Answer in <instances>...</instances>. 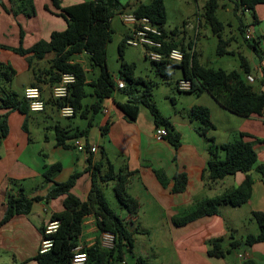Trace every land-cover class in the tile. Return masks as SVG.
<instances>
[{"label":"crops","instance_id":"1","mask_svg":"<svg viewBox=\"0 0 264 264\" xmlns=\"http://www.w3.org/2000/svg\"><path fill=\"white\" fill-rule=\"evenodd\" d=\"M33 1L36 14L28 17L7 11L3 5L9 7V0H0V61L10 64L15 75L29 72L21 93L27 86H32L33 68H40L39 63L45 59L34 60L37 65L30 67L27 57L1 45L13 48L22 45L28 48L41 39L49 40L53 31L64 30L67 26L66 20L51 0ZM83 1L85 0H60L61 6ZM227 10L232 9L227 7ZM254 13L257 15V22L264 20V3L257 4ZM126 34L129 36V33ZM258 41L259 53L253 50L257 58L252 56V62L248 60L251 67L249 74L255 77L252 82L254 88L264 91V83L261 82L264 44L260 39ZM233 43L236 48L232 46ZM229 48L237 53H244V48L238 42L233 41ZM50 54L52 56L49 53L46 59ZM233 69L238 68L227 71ZM49 94L50 86L45 85L43 97L47 98ZM171 99L173 103L176 101L175 96ZM127 104L128 97L119 90L103 101L101 116H95L87 140L81 138L87 141L88 149L90 146L97 147L94 152L78 151L69 143H57L54 125L58 121L52 116L49 107L43 111H31L28 115L18 110H9L6 113L9 132L0 146V221L6 209L5 198L8 191L18 194V190L22 188L28 197L47 196L53 182L44 180V164L60 163L61 168L54 176L57 182L66 181L72 174L80 173L71 191L81 200H86L92 183L90 167L99 161L101 150L104 149L115 171L121 169L127 174L128 192L138 202L137 213L131 215L128 212L123 217L130 223L140 222L139 227H146L150 233L168 231L176 260L173 262L172 257V263L165 264H243L246 260L264 264V242L245 244L248 234H257L259 231L253 212L264 213V177L254 169L250 172L253 185L248 201L239 205L221 206L217 213L203 215L185 225L177 226L173 223V217L194 202L238 186L246 177L245 173L237 172L214 183L203 178L210 157L208 143L196 130L198 122L190 118L189 109L195 104L210 109L215 127L207 132V136L214 137L217 144L226 143L240 131L254 135L258 154L256 165H264V112L262 115H238L225 108L212 94L203 91L182 110L172 106V110L164 113L159 109L180 135V144L175 148L167 137L156 139L155 130L158 126L147 106L137 103L136 113L132 118L125 114L124 106ZM77 117L79 116L63 117L68 121L60 124L72 128L86 127L87 119L83 118L82 122H78ZM24 124L27 130L24 129ZM104 126H107L106 134L102 133ZM89 158L91 164L88 162ZM156 171L161 172L164 183ZM177 173H185L187 176L186 189L182 192L172 191ZM106 185L105 187L113 188V181ZM64 199L65 194H62L48 201L45 198L35 201L29 213L17 214L0 226V264H38L34 257L40 249L42 229L52 221L53 213L64 210ZM142 221L147 222V226H141ZM100 236L94 216L87 215L79 244L92 245ZM213 238H222L225 246H229L235 239L243 242L241 247L232 249L224 257H215L208 254V241ZM138 261L140 264L147 263L141 256Z\"/></svg>","mask_w":264,"mask_h":264},{"label":"trees","instance_id":"2","mask_svg":"<svg viewBox=\"0 0 264 264\" xmlns=\"http://www.w3.org/2000/svg\"><path fill=\"white\" fill-rule=\"evenodd\" d=\"M51 1L67 22L64 30L53 31L49 40L41 39L28 48L22 45L14 48L6 45H1V47L12 49L27 57L30 67L34 60H46V66L38 69L33 68L34 80L31 83L32 86H39L42 89L45 85L51 87L61 79L62 74L72 73L75 75V81L69 85V93L66 97L54 98L51 93L47 98L43 97L45 108L49 107L52 116L56 111L59 113L60 107L70 105L74 108V114L69 117L80 116L87 119V125L84 128L63 126L58 121L54 125L57 143L72 145L70 140L73 138L83 137L87 140L89 128L92 126L97 113L102 110L103 101L119 90L128 97L129 104L124 106L125 114L134 118L137 103H143L154 116L156 125H162L167 129L168 133L165 137L177 148L180 144V135L175 131L172 122L161 114L159 108L153 102V82L135 77L134 64L122 61L119 78L126 82V86L119 88L115 76L107 67V45L111 41L112 34L111 18L116 13L122 12L126 4H123L121 0H85L68 6H61L60 0ZM220 1L224 0H207L204 4L203 16L218 35L217 53L220 55L234 54L237 52L229 47L233 41H239L238 34L236 33L230 38L224 37V23L217 14L218 8L222 5ZM228 1L234 5L235 10L246 8L253 11L254 22H257V15L254 13L255 6L264 3V0ZM9 4V7L5 5L3 7L14 15L24 14L31 17L36 14L33 0H9ZM132 11L137 15L149 17L163 31L160 39L163 46L157 49L159 52L167 54L173 48H180L184 52V57L180 62L171 60L153 61L157 72L167 79L172 77L173 67H180L182 74L176 80L175 87L177 88V84L181 79L190 80L191 87L189 90H179L177 88L179 92L194 91L200 94L207 91L233 113L242 116L263 114L264 91H257L254 85L247 80L246 76L251 72V67L248 59L241 52L238 53L240 57L239 69L227 71L222 68L215 69L205 66L200 62L199 54L192 43L186 47L183 44L178 45L176 42L168 40L163 28L167 20L164 0H151L148 3L135 4ZM238 18L237 30L239 36L244 39L246 45L259 53L260 42L255 38H246L247 25L241 17ZM127 36L126 34L118 45L120 58L123 57ZM49 53H52V56L46 59ZM79 55H85L88 68L76 58ZM14 76V68L10 64L0 61V146L9 132L6 113L9 110H18L26 115L31 112L24 92H18L12 86ZM261 82L264 83V71ZM140 84H143L142 88L139 86ZM88 85L92 87V91H87L86 87ZM87 96H91L92 101L86 102ZM189 116L192 120L198 122L196 130L208 143L210 157L203 178H206L210 183H214L237 172L245 173L246 177L240 185L231 187L212 197L198 200L183 212L175 215L173 223L177 226L185 225L203 215L215 214L221 206L239 205L248 201L253 185L250 172L254 169L264 177V165H256L258 154L254 135L240 131L226 143L217 144L214 137L207 136V132L215 127L210 117V109L207 106L195 104L189 109ZM24 129H28L25 124ZM106 132L107 126L102 127V133L106 134ZM88 162L91 164V158ZM60 168V163L44 164L43 166L44 180L53 182L52 188L47 196L43 198L48 201L50 198L65 194L64 210L53 213L51 216V220H59L58 227L54 232L45 234V227L42 229L43 237L51 238L53 244L48 251L43 253L39 251L34 259L38 264H73L74 248L79 245L85 217L93 215L96 226L101 233L109 231L115 234V245L110 249L104 248L100 244V239H97L92 245H84V249L88 254L86 263L120 264L124 262V256L132 250L134 244L133 232L128 227L129 222L110 205L105 192V184L108 185L113 181L112 189L117 200L126 207L131 215H135L138 202L128 192L127 174L123 173L121 169L115 171L113 163L102 149L99 161L90 167L92 183L88 197L86 200H81L71 191L80 173L72 174L66 181L57 182L54 180V176ZM156 172L164 183L165 179L161 172ZM174 179L172 191H184L187 184L186 174L177 173ZM18 191V194L7 192L5 198L6 209L0 221V226L17 214L29 213L32 210L33 203L43 199L39 196L28 197L22 188ZM253 217L259 226V231L257 234L246 236V245L260 241L264 242V213L253 212ZM242 242L241 239H235L230 242L229 246H225L222 238L210 239L208 241V254L215 257H224L232 249L241 247ZM243 264L257 263L253 260H246Z\"/></svg>","mask_w":264,"mask_h":264},{"label":"rangeland","instance_id":"3","mask_svg":"<svg viewBox=\"0 0 264 264\" xmlns=\"http://www.w3.org/2000/svg\"><path fill=\"white\" fill-rule=\"evenodd\" d=\"M151 0H121L123 4H126L122 12L132 11V7L139 3H148ZM207 0H164L167 20L164 24V30L167 34L168 40L176 42L178 45H185L192 43L199 54V59L202 64L211 68H222L230 70L232 68H240V57L238 53L223 54L217 53L218 35L213 31V28L209 22L205 20L203 16L204 4ZM222 4L218 8V16L224 23L223 35L226 38H230L232 35L238 34L239 45L244 48V54L250 62H252V56L257 58V55L253 52V49L246 45L244 39L239 36L237 26L239 24V18L241 17L246 25H250V30L256 40L262 41L264 44V20L253 22L252 12H246L244 15L240 13V8L235 10L234 5L228 1H220ZM227 7H231L232 10H227ZM260 11V10H259ZM121 13V12H120ZM120 13H116L111 18L110 26L112 28L111 41L107 45V67L109 71L119 78L121 62H127L134 64L135 77L142 78L148 82H153L152 100L157 107L164 113L172 110V106L182 110L185 108L192 98L197 96L196 92H179L176 87V80L181 77V69L179 66L173 67V74L170 79L160 75L155 67L152 59L145 56V51L142 46L126 45L123 52V57L120 58L118 45L123 39L126 33H130L129 26L124 24ZM232 39V38H231ZM233 47L236 48V44L233 43ZM51 57V54H50ZM79 61L88 68L86 64L85 55L76 56ZM47 62H40L39 66H46ZM35 61L32 66H36ZM29 73V72H28ZM28 73H20L14 76L13 88L21 92L23 90L24 83L28 80ZM141 88L143 84L139 85ZM257 86V85H256ZM87 91H92V87L88 85ZM121 93V92H120ZM175 96V102L173 103L171 97ZM86 102L92 101L91 96H87ZM59 113L56 111L53 117L62 124H65L68 119L59 117ZM101 116V112L97 113ZM96 115V116H97ZM76 121L82 122L83 118L80 116L76 118ZM105 192L108 196L110 205L114 207L117 212L124 216L128 213L126 207L122 205L116 198L111 186L105 188ZM140 222L128 223L129 229L133 232L134 244L131 251H128L125 256V262L120 264H140L138 258L141 256L144 262L148 264H165L172 263L176 260L174 258L173 246L171 237L167 230L163 232H152L146 227H139ZM147 222H141V226H147ZM166 225V223H164ZM166 229V228H165ZM150 233V234H149ZM144 263V264H147Z\"/></svg>","mask_w":264,"mask_h":264},{"label":"built area","instance_id":"4","mask_svg":"<svg viewBox=\"0 0 264 264\" xmlns=\"http://www.w3.org/2000/svg\"><path fill=\"white\" fill-rule=\"evenodd\" d=\"M246 12H250L249 9L241 8L240 13L244 15ZM121 19L124 24L129 26L130 33L125 39V43L132 46H142L145 55L152 59L153 61L160 60H171L174 62H180L184 57V52L180 48H173L168 51L167 54L159 52L157 49L162 48L163 44L160 40L163 31L154 24L151 19L147 16L137 15L135 12H121ZM245 36L248 39H253L252 32L250 28L246 29ZM249 82H254L255 77L252 74H247L246 76ZM75 81V75L72 73H64L61 79L51 85L50 93L54 98H64L69 93V85ZM117 86L123 88L126 86V82L123 79H116ZM191 87L190 80L181 79L177 84L179 90H189ZM24 95L28 100L29 109L31 111H42L45 108V101L43 99V89L39 86H27L24 89ZM59 114L62 117H69L74 114V108L70 105H65L60 107ZM167 129L160 125L155 130V137L158 140L164 139L167 135ZM70 143L76 147L78 151L94 152L97 150L96 146H90L88 149V144L85 140L81 138H73ZM59 220H52L48 222L45 226L44 233L50 234L56 230L58 227ZM53 244V240L49 237H43L40 245L39 251L41 253L48 251ZM100 244L102 247L110 249L115 245V234L109 231L101 233ZM240 256H243L240 253ZM88 259V254L84 249L83 244H79L74 248V254L72 257L73 264H85Z\"/></svg>","mask_w":264,"mask_h":264}]
</instances>
